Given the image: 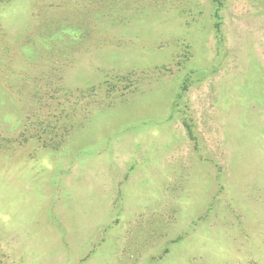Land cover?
Here are the masks:
<instances>
[{
	"label": "rangeland",
	"instance_id": "374dc122",
	"mask_svg": "<svg viewBox=\"0 0 264 264\" xmlns=\"http://www.w3.org/2000/svg\"><path fill=\"white\" fill-rule=\"evenodd\" d=\"M0 264H264V0H0Z\"/></svg>",
	"mask_w": 264,
	"mask_h": 264
},
{
	"label": "trees",
	"instance_id": "16d2710c",
	"mask_svg": "<svg viewBox=\"0 0 264 264\" xmlns=\"http://www.w3.org/2000/svg\"><path fill=\"white\" fill-rule=\"evenodd\" d=\"M187 128H189L188 126H187ZM189 135H190V137H192V133H191V131L189 130Z\"/></svg>",
	"mask_w": 264,
	"mask_h": 264
}]
</instances>
